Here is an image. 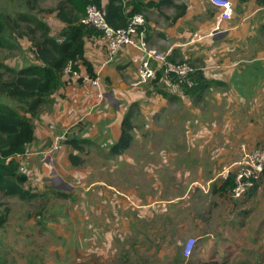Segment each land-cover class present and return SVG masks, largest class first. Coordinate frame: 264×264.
Instances as JSON below:
<instances>
[{"label": "crops", "instance_id": "obj_1", "mask_svg": "<svg viewBox=\"0 0 264 264\" xmlns=\"http://www.w3.org/2000/svg\"><path fill=\"white\" fill-rule=\"evenodd\" d=\"M230 1L232 17L222 21L218 30H214L218 10L209 0H181L186 10L175 21L166 19L165 16L171 17L172 14L162 7L147 10V45L166 53L171 61L187 62L195 71L202 72L211 82L202 98L185 95L177 85L164 87L160 81L137 84V71L144 60L142 52L137 47L124 46L112 62L105 64L104 41L100 34H96L85 38L84 60L91 64L99 85L93 86L85 68L79 66V78L65 75V84L52 94L51 103L33 119L34 140L20 161L28 176L26 187L43 194L50 187L53 174L77 181L81 187V210L84 212L81 237L86 246L113 240L115 224L112 219L116 213L130 211L132 207L137 209V206L148 209L154 203H167L168 199L159 197L163 194V171L174 159L180 157L184 162L182 152L179 156V152L164 154L163 149H154L161 146L178 148L177 143L161 141L159 146L156 141L145 138L133 139L122 155L109 156V148L118 141L121 122L128 113L133 121L137 116L148 129L158 121L160 126L169 123L170 113L174 109L179 113L181 107L193 115L194 125L210 131L203 143L197 142L199 146L235 147L238 142L248 147L264 145V0ZM105 2L102 0L103 4ZM194 33L203 38L192 42ZM152 65L157 67L155 62ZM220 104L232 109L234 116L245 111L253 116L245 132L228 136L225 133H230L231 124L216 126L218 116L210 124L206 122L209 120L203 119L206 114L209 119L211 115L215 117L217 112L213 111V106ZM133 130H136L135 126ZM65 131L90 140L84 166H70L66 146L42 159L54 139ZM138 163L143 164L140 166L143 171H150L147 178L149 175L155 178L154 183L145 185L151 192L144 196L143 203L136 198L140 189L136 184L131 185V174L122 177L120 173L135 169ZM156 171L160 174H153ZM153 190L157 198H153ZM194 191L191 185L187 186L180 195V202L189 200ZM117 195L125 198L119 200ZM101 196L110 201H101ZM211 206V213L223 206L217 219L210 213L207 219L195 216L191 218L195 224L182 225L184 228L205 225L208 230L188 231V238H195L196 244L190 256L183 254L180 264H264V177L242 199L233 200L230 196L214 199ZM101 211L108 212L106 216L109 218L100 217ZM121 219L119 226L135 225L136 219Z\"/></svg>", "mask_w": 264, "mask_h": 264}, {"label": "rangeland", "instance_id": "obj_2", "mask_svg": "<svg viewBox=\"0 0 264 264\" xmlns=\"http://www.w3.org/2000/svg\"><path fill=\"white\" fill-rule=\"evenodd\" d=\"M123 1L128 2L130 0ZM149 1L155 3L158 0ZM20 4L17 0H0V9L3 13H11L14 16L15 11L25 12ZM58 4L59 0H44L38 2L34 10L25 13L30 16L35 15L45 22L49 26L50 35L58 38L67 27L66 22L59 17ZM161 9L170 12L172 15L174 13V10L168 7ZM69 12V7L63 9V15L66 16ZM143 15H147V10L143 12ZM75 16L84 20L85 9L83 13L75 11ZM21 26L23 30H26L27 26L34 28V25L28 22H21ZM39 35L40 31H36L33 36L38 38ZM17 44L18 47L15 46L12 49L0 48V64L11 69H19L34 62L32 44L27 38L20 39ZM4 70L0 67V71L5 72ZM0 102L9 106L17 105L13 99L0 98ZM213 107V111L217 112L215 117L211 115L209 119L210 116L206 114L203 119L209 120L206 122L210 124L218 116L215 121L216 126L231 124L233 128L229 129L230 133H225L228 136L245 132L253 118L246 111L234 116V111L222 104ZM169 116L171 119L169 123L166 122L160 126L158 125L159 121L154 120L157 124L148 129H145L137 116L133 121L136 127V130L133 131L134 139H150L156 141L159 146L161 141L177 143L178 148L176 146H161L154 149L158 151L163 149L164 154L179 152L177 154L180 156V152L183 153L184 162H181L180 159L182 158L180 157L174 159L173 162L166 165V170L163 171V194L159 197L168 199L167 203H154L148 209L137 206V209L132 207L133 209L130 211H120L119 215L116 213L112 219L115 224L113 240L105 244L89 243L86 246L81 237V218L84 212L81 210L80 184L75 180L65 177L59 178L53 174L51 177L53 180L50 178L51 181L49 182L50 187L53 184L56 190L66 192L69 197L59 199L48 195L37 196L33 202L39 203V205L44 202L46 210L43 212L35 208L32 209L26 203L23 204L15 198L3 199L10 211L7 224L0 230V264H176L177 260H179L178 263H181L183 245L189 237L188 231L191 229L198 232L208 230V226L205 225L200 228L195 226L184 228L182 225L195 224L196 221L191 219L195 216L207 219L212 210L211 200L224 199L218 194L210 193L207 190L209 189L207 183L213 182L215 184L221 169L238 158L242 144L247 149L264 145L248 147L245 143L238 142L235 147L199 146L197 142L203 143L210 131L200 125H194L193 115L184 109L182 110L181 107L179 113H176L174 109ZM258 126L260 127V125ZM197 160L200 163L195 164L194 162ZM135 166V169L133 167V170L125 172L126 174L122 171L120 173L122 177H126L127 173L131 174V185L136 184L137 189H140L136 198L140 199L138 200L139 203H143L145 201L144 196H148L151 192L149 188H145V185L154 183L155 178L152 175L147 178L146 175L151 173L147 171V174L143 171L140 167L143 164L138 163ZM156 173L157 175L160 174L157 171L153 172V174ZM117 175H113V180ZM62 178L65 179V182L60 180ZM190 185L195 189L193 195L189 200L180 202V195ZM94 192L96 193L95 190ZM152 192L153 198H157L156 191L153 190ZM117 197L120 198L119 200L125 198L123 195H117ZM47 199L48 201H46ZM193 199L195 200L192 201ZM105 200L106 202L110 201V199L101 196V201ZM222 208L223 206L213 209L211 213L213 218L217 219L220 216ZM28 212H30L29 216L27 215ZM101 212L102 216L100 217L109 215L106 211ZM187 217L188 219H186ZM121 218L136 219L133 222L135 225L119 226ZM56 230L59 232L56 233ZM66 232L69 234L65 235Z\"/></svg>", "mask_w": 264, "mask_h": 264}, {"label": "trees", "instance_id": "obj_3", "mask_svg": "<svg viewBox=\"0 0 264 264\" xmlns=\"http://www.w3.org/2000/svg\"><path fill=\"white\" fill-rule=\"evenodd\" d=\"M25 12L34 10L38 2L44 0H17ZM181 0H158L153 3L149 0H59V17L66 22L67 27L58 38L50 35L49 26L38 19L35 15H28L25 12L15 11L3 13L0 9V48L12 49L18 47L20 39L27 38L32 44L34 62L19 69H11L0 64L5 72L0 71V98L13 99L16 106H9L0 102V230L5 227L9 216V207L3 199L15 198L30 208L39 211L46 210L42 203L33 202L37 196H54L59 199H67L66 192L49 187L43 194L34 193L26 187L28 176L20 171V161L26 155L27 146L34 140L33 119L37 117L42 108L51 103V96L64 84L66 68L70 65L71 71H79L83 66L89 78H95L91 64L84 60L85 38L99 34L92 26L82 22V18L75 16V11L83 13L88 4H94L100 9L107 23L113 28H123L127 25L129 18L134 14H143L150 8L168 7L174 10L171 17L166 19L175 21L181 17L186 10V5ZM70 8L68 15H63V9ZM14 11V10H13ZM164 16V14H162ZM146 18V16H144ZM21 22H28L34 28L22 29ZM40 31L38 38L33 35ZM191 65V64H190ZM192 66V65H191ZM72 76V75H71ZM161 71H158L157 79L160 81ZM194 82L191 88L180 85L185 95L200 99L211 84L202 72L194 71L190 74ZM80 82V80L78 81ZM161 82V81H160ZM165 94L164 91L158 90ZM133 119L131 114L124 116L121 122L120 137L116 143L110 146L109 156L122 155L133 141ZM90 140L68 133L61 141V147H67L69 152L67 159L71 167H82L86 162ZM17 156H21L18 158ZM264 177V170L260 180ZM211 183V186H210ZM234 187V175L230 173L225 179L218 178L209 182L210 193L218 194L221 198L230 196ZM253 189V188H252ZM232 199V198H231ZM48 201V199L46 200ZM47 203V202H46ZM2 209V210H1ZM30 215V212L27 213ZM46 222V221H44ZM179 260H177L176 264Z\"/></svg>", "mask_w": 264, "mask_h": 264}, {"label": "built area", "instance_id": "obj_4", "mask_svg": "<svg viewBox=\"0 0 264 264\" xmlns=\"http://www.w3.org/2000/svg\"><path fill=\"white\" fill-rule=\"evenodd\" d=\"M209 1L218 10L214 27V30H218L222 21L229 20L232 17V2L230 0ZM82 22L92 26L100 33L106 52L105 64L112 62L118 51L124 46H134L142 52L144 60L137 71V84H146L156 80L158 71H161L160 81L164 87L184 85L191 88L194 85V82L190 79V74L194 71L193 66L183 61H171L166 53L149 48L146 42V20L143 14L131 16L127 25L123 28H113L107 23L102 11L96 5L88 4L85 8V18ZM211 34L212 32L209 33V35ZM202 38L203 36L200 34L194 33L191 39L194 42ZM153 62L157 64V67L152 65ZM66 73L79 78L77 72L71 71L70 65L66 68ZM89 82L93 86L99 85L97 78H90ZM68 133L65 131L54 139L52 147L42 155L43 160L49 154L61 149L60 141ZM17 157L21 158V156ZM19 170L24 171L23 166H20ZM263 170L264 146L247 149L242 144L238 158L228 166L223 167L217 177L225 179L230 173H233L234 187L231 198L240 200L254 188L255 184L260 180ZM208 185L209 183H207V188ZM195 244L196 239L193 237L186 240L183 245L184 256H190Z\"/></svg>", "mask_w": 264, "mask_h": 264}]
</instances>
